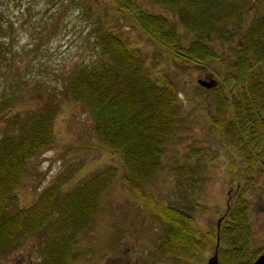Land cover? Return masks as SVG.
<instances>
[{
	"label": "trees",
	"instance_id": "1",
	"mask_svg": "<svg viewBox=\"0 0 264 264\" xmlns=\"http://www.w3.org/2000/svg\"><path fill=\"white\" fill-rule=\"evenodd\" d=\"M115 1L117 10L174 59L198 66L213 61L223 65L219 85L198 89L211 97L214 113L209 114V120L220 140L234 145L242 155L244 164L238 168L250 187L254 166L264 165V0L252 4L250 0H152L170 8L190 32L186 45L166 16L143 10L138 0ZM27 8L30 11L25 15L31 17L32 9ZM40 16L42 19L28 27L32 19L25 20L27 32L39 34L47 29L48 21ZM13 25L10 17L0 12V118L14 107L15 85L24 78H17L20 68L14 69V54L23 53L15 49ZM101 27L97 23L96 29L101 30L96 38L98 58L76 62L62 94L86 109L98 141L120 154L122 183L156 207L164 227L155 249L168 257L191 261L206 238L213 239L214 246L219 238L217 252L222 263L252 264L262 250L250 249L247 201L241 196L227 210L219 231L215 228L198 236L188 212L157 204L143 194V186L161 168L165 141L175 133L178 93L169 79L158 82L147 73L139 54L116 28ZM213 43L220 48L226 45V61ZM24 64L28 69L32 60ZM58 104L55 94L49 93L35 114L11 136L0 138V264H8V258L28 237L38 242L32 264H74L80 256L79 233L90 224L103 191L117 175L115 166L107 165L67 191L61 190V176L32 204L15 207V190L26 159L48 145ZM188 168L181 166L179 172L193 175Z\"/></svg>",
	"mask_w": 264,
	"mask_h": 264
},
{
	"label": "rangeland",
	"instance_id": "2",
	"mask_svg": "<svg viewBox=\"0 0 264 264\" xmlns=\"http://www.w3.org/2000/svg\"><path fill=\"white\" fill-rule=\"evenodd\" d=\"M138 3L147 12L169 18L183 44L188 43L190 32L170 8L152 0ZM28 6L31 17L25 15L30 11ZM0 12L14 22L15 49L23 53L14 54V69L20 68L17 78L24 77L21 84L15 85L18 94L14 107L0 118V138L11 136L35 114L49 93H54L59 102L48 145L26 159L25 172L15 190V207L32 204L43 189L61 176V190L67 191L100 168L112 165L117 169L115 179L99 199L98 211L79 233L80 256L74 264H206L215 251L211 238H206L191 261L174 259L155 249L164 227L156 207L122 183L120 154L98 141L86 109L64 98L62 90L76 62L98 58L96 38L101 30L96 29L97 23L102 30L116 28L126 44L139 54L147 73L158 82L169 79L178 93L175 133L165 141L161 168L143 186V194L157 204L188 212L192 218L189 223L198 236L218 229L219 218L220 229L227 210L241 196L247 201L250 249H263L264 165L254 166L252 184L247 187L238 168L244 164L242 155L234 145L220 140L209 120V114L214 113L211 97L198 89L219 85L223 68L219 61L198 66L174 59L128 15L117 10L115 0H0ZM40 14L48 21L47 29L39 34L27 32L25 20L32 19L28 27L39 21ZM213 45L222 50L226 61V45ZM30 59L32 66L25 69L24 62ZM213 83L216 84L206 86ZM181 166H188L193 175L180 173ZM37 244L34 237H28L8 258V264H32L37 258Z\"/></svg>",
	"mask_w": 264,
	"mask_h": 264
},
{
	"label": "water",
	"instance_id": "3",
	"mask_svg": "<svg viewBox=\"0 0 264 264\" xmlns=\"http://www.w3.org/2000/svg\"><path fill=\"white\" fill-rule=\"evenodd\" d=\"M201 84L204 85L205 83L201 82ZM214 85H215V83H213V85H206V86L211 87ZM227 207H228V205H227ZM220 220H221L220 218L217 220V227H218L217 230L218 231H219ZM217 248H218V238H217V244L215 246V251L210 257H208L206 264H224L219 260ZM227 264H245V263L244 262H242V263L233 262V263H227ZM252 264H264V248L262 249V252L254 259Z\"/></svg>",
	"mask_w": 264,
	"mask_h": 264
}]
</instances>
